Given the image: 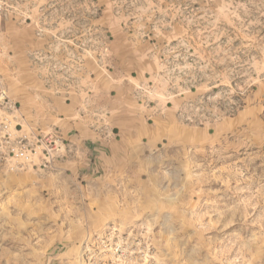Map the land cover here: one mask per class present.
I'll use <instances>...</instances> for the list:
<instances>
[{
  "label": "rangeland",
  "instance_id": "374dc122",
  "mask_svg": "<svg viewBox=\"0 0 264 264\" xmlns=\"http://www.w3.org/2000/svg\"><path fill=\"white\" fill-rule=\"evenodd\" d=\"M0 17L4 53L12 21L98 62L149 52L178 122L210 133L109 187L0 166V264H264V0H0Z\"/></svg>",
  "mask_w": 264,
  "mask_h": 264
},
{
  "label": "crops",
  "instance_id": "0c3cea01",
  "mask_svg": "<svg viewBox=\"0 0 264 264\" xmlns=\"http://www.w3.org/2000/svg\"><path fill=\"white\" fill-rule=\"evenodd\" d=\"M4 28L0 17V80L17 107L10 130L15 137L56 136L62 143L49 167L39 166L37 154L36 167L17 175L41 184L70 180L109 187L108 176L121 166L168 142L194 144L210 134L178 122L169 106L178 99L165 98L154 83L162 65L149 52L122 48L98 62L78 52L77 41L68 49L60 35L23 37L12 21L10 51L4 53Z\"/></svg>",
  "mask_w": 264,
  "mask_h": 264
},
{
  "label": "built area",
  "instance_id": "2783aa9c",
  "mask_svg": "<svg viewBox=\"0 0 264 264\" xmlns=\"http://www.w3.org/2000/svg\"><path fill=\"white\" fill-rule=\"evenodd\" d=\"M16 111V104L8 98L0 80V162L5 163L9 171H22L36 167L34 157L40 154L39 166L43 169L49 167L52 159L57 157L59 145H62L60 139L56 136L35 140L26 136L15 137L10 130L9 118Z\"/></svg>",
  "mask_w": 264,
  "mask_h": 264
}]
</instances>
